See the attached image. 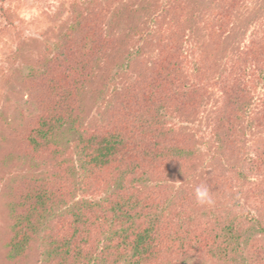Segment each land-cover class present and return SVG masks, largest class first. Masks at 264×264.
Segmentation results:
<instances>
[{
    "label": "trees",
    "instance_id": "trees-1",
    "mask_svg": "<svg viewBox=\"0 0 264 264\" xmlns=\"http://www.w3.org/2000/svg\"><path fill=\"white\" fill-rule=\"evenodd\" d=\"M120 1L93 0L88 12L72 6L61 40L22 78L28 99L20 119L7 124L0 115L6 264H24L40 232L42 264H264V141L248 136L264 127V92L250 110L264 82V35L254 31L243 47L228 48L225 35L244 0ZM100 6L111 23L147 11L143 25L154 26L158 54L136 68L104 119L85 123L82 93L98 64L110 55L117 57L109 69L124 61L123 40L106 32ZM198 25L204 36L193 42ZM139 28L130 35L142 37ZM211 89L221 93L209 124L212 157L226 166L197 155L190 126ZM64 126L77 136L80 174L58 138ZM19 166L31 171L3 172ZM200 184L214 205L196 203ZM79 191L85 200H75Z\"/></svg>",
    "mask_w": 264,
    "mask_h": 264
},
{
    "label": "rangeland",
    "instance_id": "rangeland-1",
    "mask_svg": "<svg viewBox=\"0 0 264 264\" xmlns=\"http://www.w3.org/2000/svg\"><path fill=\"white\" fill-rule=\"evenodd\" d=\"M93 0H0V115L4 117V122L14 124L20 119L21 113L26 108L27 95L22 88V78L28 73L29 66L42 56H46L51 48L61 40L64 33L69 28L72 10L75 4H81L80 12H88L92 8ZM103 2V0H100ZM139 0H121L120 4L129 7L136 6ZM89 4L88 9H84ZM103 14V25L108 34L113 38L123 40L122 46L118 49L124 54V61H119L109 69L110 60L117 55H110L102 59L95 70V77L83 90V116L85 123H94L104 119V115L113 102L115 94L123 90V87L133 81L136 68L145 62L148 66L151 60L158 54V36L154 26L150 23L143 25L148 20L147 11H142L138 19L120 23H111V16L106 15L104 6L97 8ZM29 13L27 16L24 13ZM106 15V17H105ZM105 17V18H104ZM8 19V20H7ZM150 21V19H149ZM135 23L140 26L142 37L130 35V27ZM114 26L110 28V26ZM264 25V0H244L240 10L237 11L233 27L230 33L225 35L229 49L234 50L238 43L243 47L256 31L260 36L264 35V29H258ZM263 28V27H261ZM195 33L193 42L204 36V31L200 30V25L193 31ZM192 34V32H191ZM191 42V43H193ZM190 44V43H189ZM20 49V51H18ZM235 52V51H234ZM120 55V54H119ZM129 60V61H128ZM217 76L211 77L215 78ZM259 95L253 98L250 110L259 105L261 92H264V82L259 84ZM213 96L210 103L198 117L196 124L190 125L198 135L199 144L197 155L213 166L215 158L212 151L215 149L210 134V120L213 112L221 100V93L216 89H211ZM0 123V135H2ZM251 122L245 119L244 127H250ZM250 143L261 144L264 141V127H250L248 130ZM76 135L70 131L68 126H64L58 132V138L65 150H69L72 155L75 174L81 172L80 157L75 148ZM197 159L200 160V158ZM217 162L216 166H226L225 162ZM13 170L14 172H30L26 166L16 168H6L4 173ZM0 173V177H1ZM1 179V178H0ZM84 194L79 191L75 200H85ZM65 208L56 213L62 214ZM50 216H48V219ZM9 216L5 201V185L0 181V264H6V252L3 247V234L8 227ZM46 258V243L43 233L39 237L27 257L24 264H42ZM183 264H200L194 258H188Z\"/></svg>",
    "mask_w": 264,
    "mask_h": 264
},
{
    "label": "clouds",
    "instance_id": "clouds-1",
    "mask_svg": "<svg viewBox=\"0 0 264 264\" xmlns=\"http://www.w3.org/2000/svg\"><path fill=\"white\" fill-rule=\"evenodd\" d=\"M29 13L25 12L27 16ZM194 197L198 205L201 206H212L215 201L213 199L212 191L207 184H200L194 187Z\"/></svg>",
    "mask_w": 264,
    "mask_h": 264
}]
</instances>
